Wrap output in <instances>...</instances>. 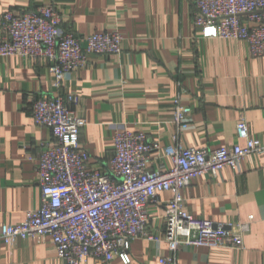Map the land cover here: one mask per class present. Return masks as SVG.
Segmentation results:
<instances>
[{
  "label": "crops",
  "instance_id": "1",
  "mask_svg": "<svg viewBox=\"0 0 264 264\" xmlns=\"http://www.w3.org/2000/svg\"><path fill=\"white\" fill-rule=\"evenodd\" d=\"M50 3L66 31L87 36L117 29L124 37L120 54H91L60 90L77 98L74 108L87 119L80 143L93 169L107 170L117 126L144 132L162 147L179 139L218 148L245 144L236 135L245 114L251 136L264 143V56H254L244 39L204 37L194 24V0H0V16ZM55 83L43 59L0 56V225L18 224L41 205L37 167L52 131L34 122L32 105L56 94ZM177 97L193 110L184 131L174 123ZM158 153L154 168L170 169L172 161ZM182 195V210L196 218L236 224L254 216L244 247L186 245L173 254L164 234L174 193L165 191L148 207V229L159 240L135 239L130 264H264V156L247 155L239 169L226 165L216 176L199 174ZM170 256L173 262H161ZM0 264L64 262L49 239L29 237L12 245L0 240ZM82 264L125 263L91 257Z\"/></svg>",
  "mask_w": 264,
  "mask_h": 264
},
{
  "label": "built area",
  "instance_id": "2",
  "mask_svg": "<svg viewBox=\"0 0 264 264\" xmlns=\"http://www.w3.org/2000/svg\"><path fill=\"white\" fill-rule=\"evenodd\" d=\"M194 7V24L202 27L204 37L244 39L254 56H264V0H194ZM62 22L52 3L0 16V56L45 60L58 89L32 105L34 122L52 131V139L42 144L37 167L41 205L18 224H1L0 240L12 245L29 237L49 239L64 264H82L91 257L104 262L120 258L130 264L135 239L159 240L148 229V207L159 201L160 193L172 191L164 240L173 254L186 245L243 248L254 216L236 224L196 218L182 210V190L199 174L216 176L226 165L239 169L247 155L264 156V143L251 136L245 114L236 126V135L245 144L218 148L189 147L179 139L162 147L144 132L117 126L107 170L93 169L91 154L80 143L87 119L74 108L77 98L60 90L91 54H120L124 37L117 29L82 36L64 30ZM192 111L180 97L175 99L174 123L179 131L190 127ZM162 150L172 161L170 169L154 168ZM173 260L170 256L161 262Z\"/></svg>",
  "mask_w": 264,
  "mask_h": 264
}]
</instances>
